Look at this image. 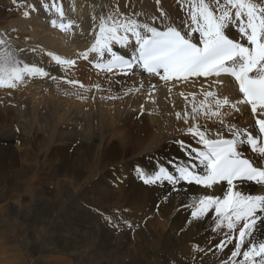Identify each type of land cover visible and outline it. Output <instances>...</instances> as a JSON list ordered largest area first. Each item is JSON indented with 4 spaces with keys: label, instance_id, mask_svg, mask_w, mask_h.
Masks as SVG:
<instances>
[{
    "label": "rangeland",
    "instance_id": "374dc122",
    "mask_svg": "<svg viewBox=\"0 0 264 264\" xmlns=\"http://www.w3.org/2000/svg\"><path fill=\"white\" fill-rule=\"evenodd\" d=\"M10 1L0 0V34H4L13 40L11 42L14 47L18 45H20L18 47H26L27 41L30 40L28 30L20 31V27L16 26L18 32L17 29L15 31L10 27L8 29L6 25L12 20L23 17L24 11L30 13V18L24 17L26 20L31 19L32 15L37 16L41 6L48 4L51 8L53 0H18L23 2L22 7L20 3L13 5ZM54 1L61 3L64 7L63 0ZM83 1L87 3L89 0ZM127 2L128 5H131V0ZM33 6L35 10H33ZM89 10H86L88 16L90 13L92 14V11ZM53 14L54 18L55 13ZM56 19H58L57 13ZM40 21L41 19H39ZM80 23L87 24L84 26L87 33L81 35L86 39L89 36L88 24L90 23H87L85 16L82 17L78 25ZM19 36L20 38H18ZM32 48L38 47L32 46L29 50ZM43 50L45 49L41 51ZM59 55L63 57L61 54ZM35 56L45 58L40 54H35ZM79 62L81 61L78 60L76 66ZM84 63L86 64L85 67L74 72L71 79L82 82L86 88L91 89L90 91L73 88L64 82L65 79L60 78L55 88L51 89V86L47 85L46 90H42V92L45 97H49L50 95L58 96L57 94L65 92L74 96L79 91V95L87 97V99H83V103H79L84 105L83 109L78 110L79 113L76 112L77 110L75 111L82 116L81 121L75 122L78 129L86 131L87 144L93 146L92 151L94 153L90 158H86V161L62 162L61 159H57L59 156L54 159L44 158L48 146H52L51 149L55 151L63 150V153L68 151L69 155L75 156L78 142H73L71 145L64 137L60 141H55V139H59L56 137L58 132H55L53 139L48 138L50 131L47 132L46 128H43L45 125L41 122V113L36 118L33 117L36 105L42 102L36 104L33 98L28 96L31 94L26 89L27 83L16 88L17 90L10 89L11 93L10 91L5 92L8 88L0 89V108L10 106V108H19H14L17 111L11 109L10 117H8L9 123L6 127H2L5 120L0 124V153H2L0 158H3V166L0 170L2 172L0 173V264H195V249L200 254V258L206 259L204 257L217 247V244L222 241L221 239H224V234L215 229L214 213H212V220L210 219L209 222L203 223L204 220H192L191 209L187 205L195 197V191H199L195 184H182L178 186L181 191L176 192L167 183L163 185L143 183L137 175L136 168L150 167L147 163L151 159L147 158L150 148L145 149L146 141L141 142L139 149H128L129 155L125 157L128 160L123 163L120 158L112 160L117 161L115 162L116 166H111L107 160L101 161L106 162L104 165L99 162L98 153L101 154L102 151L98 146L100 142L105 143V138L113 139L112 144L115 148L112 150L113 156H121L122 153L127 152V150H123L124 145L118 135L125 118L118 120L109 117L110 111L112 113L120 110L130 116L135 114L138 118L136 127L131 128L128 125L125 128L128 129L129 134L139 132L142 134L141 130L144 125L150 121L137 102L139 97V99L143 97V92L150 91L151 84L148 85V91H144L143 88H140V83L134 79L137 76L125 78L119 74H106L93 66L90 57ZM49 82L52 84L51 80ZM97 84L100 85V91L93 87ZM137 88H140V91H135ZM129 89H133V91L128 93ZM110 96L119 98L109 99ZM179 96L176 94L166 99L161 127L153 123L152 132L168 134L169 136L183 135L181 130L186 128L183 121L176 127H172L169 125L168 119L173 113L183 112L186 107L185 100ZM75 100L77 101V99ZM43 109L46 114L45 118L54 120L52 111L45 106V103ZM24 111L27 114H24ZM76 113L74 114L75 119L70 114V118L72 117L71 119L74 121L76 120ZM93 113L95 119H92ZM0 114L3 115V112L0 111ZM56 121L57 119L54 123ZM217 131L220 130L217 129ZM14 133L16 136L12 140L9 137ZM184 137L176 138L174 141H185ZM225 137L229 138L230 135ZM191 139L195 143L192 137ZM28 142L29 145H27ZM43 142H46V145ZM185 142L191 145V143ZM178 146L176 143L171 148L169 153L172 155L169 158L179 154L178 156L185 158L181 162L187 161L188 157ZM41 149L43 153H41ZM54 154L58 153L55 152ZM152 159H155L156 163L159 161L158 157H152ZM5 160L7 161L5 162ZM158 164H162V162L157 163V167ZM171 167L173 166L168 167L170 171L173 170ZM70 168L76 170L75 175L68 172ZM153 170L155 169L151 171ZM252 186L251 184L247 187L251 188ZM145 192L149 195H146ZM138 200L139 202L142 201L139 203ZM106 217H111L112 222H109ZM125 221L129 222L132 227H128ZM163 245L166 246L163 248L161 247ZM166 247L171 248L167 250ZM211 263L220 264V262H208L206 264Z\"/></svg>",
    "mask_w": 264,
    "mask_h": 264
},
{
    "label": "snow or ice",
    "instance_id": "6c2138e0",
    "mask_svg": "<svg viewBox=\"0 0 264 264\" xmlns=\"http://www.w3.org/2000/svg\"><path fill=\"white\" fill-rule=\"evenodd\" d=\"M156 2L159 4L160 0ZM180 4L185 16L179 25L162 8L158 17L138 12L128 15L118 8L93 16L94 21L98 20L93 29L94 41L87 50L78 53L77 59L89 60L94 54L95 59L90 62L106 74L156 77L168 86L169 94L179 84L211 78L212 83L207 88L202 86L198 93L180 92L186 107L183 112L175 113L176 119L186 125L182 134L192 137L200 147L177 140L175 143L185 152L187 161L174 163L171 171L161 165L151 172L137 167L136 172L143 183H167L176 192L181 191L178 186L182 184L205 189L226 185L222 197L204 194L191 199L187 207L191 209L192 220L200 221L214 213L215 229L224 234L217 248L223 251L235 241L224 264H264V240H256L255 235L264 226V195L246 194L238 188L244 182L264 185V166L246 158L241 151L243 147L250 148L258 161L264 163V0H180ZM43 7L49 10L48 4ZM51 8L58 14V19L50 21L51 26L70 32L74 21L65 22L63 6L53 2ZM23 15L27 18L30 13L24 11ZM20 51L24 49L17 50L6 35L0 34V88L16 89L30 79L50 76L45 68L22 60ZM47 55L65 71L77 63L76 59L51 52ZM224 76L235 82L238 99L221 95L219 89ZM64 82L78 90H91L77 80ZM93 87L100 91L99 84ZM155 90L156 85H150V99ZM132 91L129 89L128 93ZM76 94L87 99L79 91ZM241 106L250 108L255 134L247 127L226 121V117L240 113ZM201 120L226 127L231 138L213 132ZM106 219L112 222L111 217Z\"/></svg>",
    "mask_w": 264,
    "mask_h": 264
},
{
    "label": "bare ground",
    "instance_id": "6f19581e",
    "mask_svg": "<svg viewBox=\"0 0 264 264\" xmlns=\"http://www.w3.org/2000/svg\"><path fill=\"white\" fill-rule=\"evenodd\" d=\"M127 1L128 0H89L86 3L83 0H63V3H64L63 9L65 12L66 21H69V20L74 21L73 28L71 29L70 32H63V31H60L58 28H53L51 26L50 21L52 19H56V12L54 11V9H52L50 7H49V10L46 11L43 6H41V9H40L39 14L37 16L32 15L31 19L26 20L25 19L26 17L24 18V15H23V17L21 16V17L17 18L16 20H12V21H10V23L8 25H6V26H8V29H9V27H10V29H14V30L17 29L18 32H19V30L23 31V29L28 30L27 32L29 33V35L28 34L27 35L30 37V40L28 39L29 42L27 41V46L26 47H24V46L18 47V46H20V45H18L15 47L17 50L24 49V51H20L18 53L19 57L27 63L36 64L40 67L45 68V70H47L50 73V76L48 78H33V79L28 80L29 82H26L28 85L26 89L31 94L28 96L31 99L33 98V100L36 104L38 102L39 103L42 102V103L36 105V109L33 108V109H35L33 111V117L36 118L38 116V114L41 113V115H42L41 116V122H43L45 125V127H43V128H46L47 132L50 131V134L48 136L49 139H53L55 136V132H58L56 137H59V139H55V141H57V140L60 141L64 137V139L67 138L68 143H70L71 145L73 142H76V141L78 142V145H77L78 148L75 149V156H72V154L69 155L67 153L68 151L63 153V150L55 151V150L51 149L52 146L51 147L48 146V148L46 147V153L44 155V158L54 159L55 157L59 156L57 159H61L60 161H62V162H64V161L74 162L76 160L81 162V161H86L87 160L86 158H90L91 155L94 153L92 151L93 146L87 144L88 139L86 138V131L81 130L80 128L78 129V127L75 123L76 121L82 120V116L80 114H78L79 113L78 110L80 111L83 109L84 105L79 104V103H83L84 100L78 98V95L71 96V95H69L68 92L57 94L58 96L50 95L49 97H45V95L42 92V90H46L45 88L48 86H51V89L55 88L57 86L60 78L71 79L73 77L72 75L74 74V72H77L78 70H81L83 67H85V65H86L84 63L85 60L82 58L77 59V56H78V53H81V52H84L85 50H87L94 41L93 29L96 27L98 20L94 21L93 16L99 17L102 14H106V13L113 11V10L118 8L119 12H121V13H130L131 14L133 12H138V13H144V14H146V16H157L158 17L160 15L159 10L162 8L172 18V20L175 21V23L177 25L180 24L181 20L185 16V13H184L183 9L181 8L180 0H160L159 4H157L156 0H137L138 2L136 0H131V3H130L131 5H128ZM10 2H12L13 5H18L19 3L23 4V2L18 1V0H11ZM53 2H55V1L53 0ZM116 2H118V4H116ZM10 9H12V8H10ZM88 9H90L89 10L90 12L92 11V14L90 13L89 16H88V13L86 12V10H88ZM11 13H12V11H11ZM53 13H55L54 18H53V16H54ZM83 16L86 17L87 23H90V24H88L89 36L86 39L81 37V35H83L84 33H87V32H85L86 29L84 28V26H86L87 24L84 23V25H83L80 23V25H83L82 27L80 25H78ZM27 18H30V17H27ZM141 18L143 19L145 17H141ZM39 19H41L40 22H39ZM16 26H18V28L20 27V29L18 30V28ZM232 35H235V32H232ZM18 38H20V36ZM23 40L24 39H22V41ZM11 41L13 42V40H11ZM17 43H19V41ZM32 46L38 47V48H36L37 49L36 52H32L31 50H29ZM42 49H45V50L41 51ZM117 50H119V49H117ZM119 51H121V50H119ZM48 52H51V53H54L57 55L61 54L64 58L76 59L77 62H78V60H80L81 62H79L78 66L75 65L74 67L65 71V69L63 67L57 65L51 59V57L47 55ZM35 54L36 55L40 54V55H42V57H45V58L35 56ZM94 59H95V55L93 54L90 56V61H92ZM51 76H56V77H58V79L53 81L52 79H50ZM136 76L137 77H135L134 79L140 84H141V81H143V79H145V81H143V90L144 91H148V85L149 84L156 85V87H157V89L153 93L152 99L149 98V95H148L149 92H143V95H142L143 97L141 99H139L140 98L139 97L138 98L139 101L137 102V104L140 105L143 108V110L145 111L146 116L149 117L148 121H150V122L147 123L146 125H144L143 129L141 130L142 134H140V132L137 134H129L128 129L126 130L125 126L127 127L128 125H130L131 128L136 127L135 124L138 122V118L135 116V114H134V116L133 115L130 116L126 112L123 113L120 110L117 112H112V113L110 111L109 112L110 114L108 115L109 117H112V118H115L118 120H119V118L121 120H122V118H125L124 122H122V125L120 126V129H119L120 132L118 133V135L120 136L121 141L123 142V145H124L123 150H127V152L122 153L121 156H113L112 150L115 149L113 144H112L113 139L105 138L104 139L105 143L100 142V144L98 146L100 148V151H102L100 154V152L98 153V150H97V153L99 155L98 157H100V161L99 160L98 161L100 162V164L104 165L106 162H101V161L107 160L108 164H110L111 166H114V165L116 166L115 162H117V161H112L113 159L120 158L121 162L123 163L124 161L128 160L125 158L126 156L129 155L128 149H139L141 147V142L146 141L147 144H146L145 149L150 148L148 150V155H147L148 157L147 158H151V159H149L148 160L149 162H147L150 165V167L148 166L144 169H146L147 171H151L152 169H156L157 168L156 165L159 162L160 163L162 162V164H158V167L161 165H163L165 167L173 166L174 163L181 162L182 160L185 159L184 156H178L179 155L178 154L176 156H171L172 160H169V159H171V158H169V156L172 155L169 153V151L171 152V148H173L176 145L174 139H176V138L179 139V137L185 136L184 140L187 141L188 143H191L192 146L200 147V145L194 143L193 140L191 139V137L188 135L174 134L172 136H169L168 134H159V133L156 134L155 132H152L153 131L152 124L153 123L158 124L161 127V121H162V117H163L162 112L164 110V105H165L167 98L174 96L176 94H179L180 92H184L185 94L193 93V92L198 93L202 86L204 88H207L208 85L212 83L211 78H209L208 80H204L203 78H201V79L197 80V82L194 84L193 83L179 84L176 87H174L171 94H169L168 86L163 84L161 81H159L158 78L149 77L147 74H140V75H136ZM138 77H141V79L142 78L143 79L140 80ZM221 79L224 81L223 86L219 89L221 95H228L231 99H238L240 97V94L238 93L237 87L235 85V82L232 80V78L224 76V77H221ZM50 80H51L52 84H54V85H52L49 82ZM126 83H128V82H126ZM23 85H25V84H23ZM20 86H22V85H20ZM103 87H104V84H103ZM214 88H215V86L213 85V89ZM0 89H6V88H0ZM8 91H10V93H11L10 89L5 90V92H8ZM19 91H22V90H19ZM5 92H2V93L4 94ZM36 93H39V95H36ZM138 96H140V95H138ZM74 98L77 99V101ZM153 99L155 100V103L152 102ZM198 99H199V97H198ZM134 100H135V98H134ZM71 102H74V103H71ZM44 103H45V106L47 108H49L50 111H52L54 120H52V118H51V120H50V118H45L46 114L44 113V109H43ZM100 103L102 104V102H100ZM119 103H121V102H119ZM101 106H103V105H101ZM10 107L0 108V111L3 112V115L0 114V124L5 120L4 123L2 124V127H6V125H8V123H9L8 117H10L11 109L18 108V107H13V108H10ZM38 108H41V109L39 110ZM15 109H14V111H17ZM109 109H111V107ZM75 111L78 113H76ZM139 111H141V110H139ZM23 113L25 114L26 111H24ZM75 113L77 114V116H76V120L74 121L73 119H75V115H74ZM82 113H83V111H82ZM16 114H17V112H16ZM70 114L73 115L72 116L73 119H71L72 117L70 118ZM101 114L99 115L100 117H101ZM91 116H92V119L93 118L95 119L94 113ZM85 117H87V116H85ZM10 119H12V118H10ZM56 119H57V121L54 123V121ZM168 119H169V125L172 127H176L177 125L182 123V121H178L176 119L175 113H173ZM225 119L228 122L236 124L240 128H246L247 127L248 129H250L254 125V118H253V115H252L250 108L248 106H241V112L240 113H233V115L228 116ZM37 120H38V118H37ZM200 122L202 124L207 123V126L209 128H212V130L214 129L213 132L217 131V129L220 130L219 132H221L224 135V138H227L225 136L230 135V133L227 132L226 127H221L219 123H213L212 121L205 122L203 120H201ZM104 126H106V125H104ZM132 126H134V127H132ZM138 126H139V124H138ZM172 127H169V128H172ZM39 128H42V127H39ZM48 128H50V129H48ZM29 132L31 133V130ZM15 136H16V134L14 133V135L11 134L9 138L13 140ZM229 138H231V137H229ZM49 143H50V141H49ZM30 144H31V141H30ZM27 145H29V142L27 143ZM44 145H46V142L44 143ZM245 148L246 147H243L242 149H245ZM1 151H3V150H1ZM55 152H57L58 154H54ZM41 153H43L42 149H41ZM0 154H2V153H0ZM141 155H138V156H141ZM249 155L251 157L257 158V155L255 153L249 152ZM6 156H9V155H6ZM29 156L32 157L31 154H29ZM152 157H158L159 161L156 163V160L152 159ZM35 158H36V156H35ZM128 158H131V157H128ZM2 159L3 158H0V170L2 169V166H3ZM130 160H132V159H130ZM6 161L7 160H5V162ZM169 161H172L173 163H169ZM144 162H145V160H144ZM171 168L173 169V167H171ZM60 172H61V170L59 171V173ZM68 172H71L73 175H75L76 170L75 169L73 170V168H70ZM102 172H101V174H102ZM0 173H2V172H0ZM130 175H129V177H130ZM133 180H134V178H133ZM140 183H141V181H140ZM251 184L253 186L251 188H248L247 186H251ZM195 186H197V189L199 190L197 192L195 191V197L200 196V195H204V194L219 195L222 197L224 195V193L227 191V186L224 184L214 186L212 189H205V188L198 186V185H195ZM128 187H129V185H128ZM126 188H127V186H126ZM238 188L240 191H242L246 194L264 195V185H257L254 182H244L243 184L238 185ZM143 189L145 190V188H143ZM146 190H148V189H146ZM123 193H124V191H123ZM127 193H128V191H127ZM125 194H126V192H125ZM146 195H149V194L146 193ZM179 198H180V196H179ZM181 198H182V196H181ZM126 200H128V199H126ZM142 200H140V202ZM102 202H104V201H102ZM138 202H139V200H138ZM170 203H169V205H170ZM136 206H137V203H136ZM175 206H176V204H175ZM145 207H148V206H145ZM172 207H173V205H172ZM138 209H140V208H138ZM173 213H175V212H173ZM167 214H169V213H167ZM155 215H156V213H155ZM211 216H212V213L209 214V217L203 219L204 221L203 220H200V221H203V223L209 222L211 219ZM167 228H168V226H167ZM255 235H256V240H264V226L259 227L258 231L256 232ZM221 240H223V239H221ZM210 243H211V241H210ZM234 244H235V241H233L232 244H229L227 247H225V249L223 251H221L217 247L213 248V250H211L206 255V257H204L206 259L200 258V254L197 253L198 251L195 249V252H196L195 253V259H196L195 264H206L208 262H220V264H224L225 261L229 260ZM165 246L166 245H163L161 247L164 248ZM245 247H247V245ZM169 248H171V247H166L167 250Z\"/></svg>",
    "mask_w": 264,
    "mask_h": 264
}]
</instances>
